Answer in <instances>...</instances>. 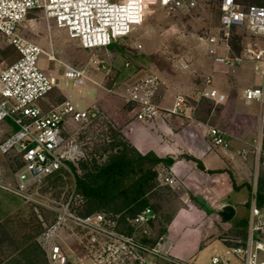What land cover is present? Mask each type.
I'll return each mask as SVG.
<instances>
[{"label":"rangeland","instance_id":"1","mask_svg":"<svg viewBox=\"0 0 264 264\" xmlns=\"http://www.w3.org/2000/svg\"><path fill=\"white\" fill-rule=\"evenodd\" d=\"M239 2L243 6L264 4V0ZM221 17L220 0H206L191 10H169L153 1L144 22L129 36L112 46L92 49L83 47L79 39L70 37L66 29L60 28L41 11L31 12L20 29L26 38L45 50L46 53L40 56L41 65L59 79L55 88L40 101L44 109L62 102L70 97V93L82 103L84 95L92 90L91 97H102L104 104L96 103L101 111L108 115L104 107L113 108L119 103L128 120V117L134 115V111L132 103L122 95L124 88L145 74L158 73L164 82L156 97L158 104L162 98L161 91L169 88L172 95H183L193 110L208 117L214 125L212 128H218L225 137L226 130L232 132V141L226 138L229 143L227 148L234 153V163L228 165V171L242 189H235L227 198L212 200L231 201L236 205V214L231 220H225L221 214L222 209L216 211L214 208H195L203 209L207 214L205 216L197 211L194 217L196 227L206 234L203 242L208 243L202 248L197 264L201 263V259H209L215 249L240 239L234 223L248 213L247 202H250L253 190L258 191L261 185L264 187V105L242 100L247 87L259 85L264 79V64L251 59L247 54L249 45L257 48L263 46L264 38H257L247 26H234L228 31L224 30ZM213 35L219 40L220 55L240 57L242 61L233 65L215 62L208 52V38ZM49 54L54 55L55 59L50 60ZM18 57L19 53L14 46L7 40L0 39V68L11 64ZM184 62L188 67L181 66ZM64 63L85 69L86 83L80 91L72 82L65 85ZM208 77L211 82L207 81ZM208 85H214L226 94L225 101L216 103L203 95ZM89 104L87 102L82 105ZM10 132L7 125L0 126V141ZM115 132L127 139L120 125L116 124L115 128L106 131L101 122L90 124L83 134L88 152L87 159L83 161H105L113 152L110 142L114 140ZM243 150H247V154L244 155ZM80 163L78 171L82 172ZM20 165L18 151H0V184L13 188ZM75 182L74 172L62 173L60 177L48 179L38 192L34 190L30 201H25L0 186V202L11 206L0 208V264H46L47 252L39 238L45 227L54 222L60 213L61 203L72 196ZM185 193V187H172L161 178L157 187L150 192V204L156 213L150 224V238L153 241V244L149 242L151 246H158L167 225L176 216L179 207L188 201ZM85 209L84 201L74 195L72 210L82 215ZM99 212L107 213L108 216L116 214L114 210L107 209ZM120 215L122 213L117 216ZM120 228L127 231V221L120 220ZM82 234L79 229L72 230L70 226H66L61 232L68 254L72 259L80 256L81 260L76 261V264H109L100 263L97 258L88 256L80 242ZM202 239L201 236H195L193 230L182 241L188 242L189 247L200 248ZM138 255L145 260L129 255L122 262L116 260L110 264H176L172 257L161 252H137Z\"/></svg>","mask_w":264,"mask_h":264},{"label":"built area","instance_id":"2","mask_svg":"<svg viewBox=\"0 0 264 264\" xmlns=\"http://www.w3.org/2000/svg\"><path fill=\"white\" fill-rule=\"evenodd\" d=\"M153 1L169 10H191L206 0H0V39L7 40L19 53L14 62L0 68V126L7 125L11 129L10 134L0 141V151L16 150L21 157L15 186H0L30 201L34 190L38 192L51 175L73 172L71 164L78 166L87 159V142L83 134L90 124L101 122L106 131L117 124L96 103L82 105L72 96L48 109L42 107L40 101L55 88L59 79L41 65L40 56L46 53L45 50L21 33V26L28 15L41 11L60 28L66 29L70 37L79 39L83 47L92 49L108 47L129 36L144 22ZM220 8L224 30L247 26L257 38H264V4L243 6L239 0H220ZM208 42V52L215 62L233 65L242 61L240 57L220 55L217 36H210ZM247 54L264 64V44L258 48L249 45ZM49 59L54 60L55 56L49 54ZM64 66L65 85L72 82L80 91L86 83L85 69L70 63H64ZM181 66L186 68L188 64L184 62ZM207 81L211 82V78L208 77ZM163 83L160 74L149 73L124 88L122 95L132 103L137 120L151 122L164 114L156 101ZM204 95L216 103L226 99V94L216 88L206 90ZM243 96L246 101L264 105V79L259 85L247 87ZM184 101L185 98L179 96L176 107ZM167 110L176 112L175 108ZM210 135L216 145H229L218 128H212ZM242 153L247 154V150ZM159 177L166 184L175 182L174 176L166 172H160ZM257 193L253 190L250 199L245 238L215 249L202 264H264V206L258 205ZM74 195L81 197L76 190V182L72 196L61 203L60 213L39 238L49 264H75L61 238L66 226L83 232L80 242L86 253L100 263L122 262L129 255L144 261L145 258L137 256V252H158L156 246L142 239L150 236V224L156 217L152 207L127 217L126 221L132 228L127 232L120 228L118 216H108L104 212L81 215L73 211ZM173 260L176 264H194L190 260Z\"/></svg>","mask_w":264,"mask_h":264},{"label":"crops","instance_id":"3","mask_svg":"<svg viewBox=\"0 0 264 264\" xmlns=\"http://www.w3.org/2000/svg\"><path fill=\"white\" fill-rule=\"evenodd\" d=\"M212 88L218 89L214 85H208L205 91ZM91 92L92 90L84 95L85 99L81 104L103 103L101 96L91 97ZM161 93L162 98L159 105L163 108L164 114L151 122L137 120L134 115L128 117L127 120V114L119 103L113 108L112 106H109L110 109L108 106L104 108L109 117L122 127L123 134L140 152L153 151L159 157L167 159V164H160L158 169L162 173L166 172L174 176L175 182L170 184L172 187L183 186L186 188L184 196L188 197V201L179 207V211L167 225L166 232L158 241L159 245L156 248L157 253L161 252V254L174 259L190 260L197 264L200 254L203 252L202 248L206 247L208 243L203 242L206 234L196 227L194 221L197 211H200L202 215L206 213L203 209L196 210L195 208H214L217 211V209H223L225 205L231 204L236 209V205L231 201L212 200V198L218 197L227 198L230 193L235 191L232 177L228 171V165L234 163V153L227 148L228 146L213 143L209 130L214 125L208 117L199 115L192 106L186 103V100L176 107L179 96L184 97L183 95H172L169 88L164 89ZM70 94L68 96H72L76 101L79 100L73 93ZM242 100L250 104L256 103V101H246L244 96ZM174 108L176 112L167 110ZM225 138L232 141V132L226 130ZM187 155L201 160L205 169H201L197 162L187 158ZM169 160H172V163ZM241 189L242 187L239 186L238 190ZM0 208H11V206L0 202ZM193 230H195V236L203 238L200 248L189 247L188 242L182 241L183 237ZM79 257L75 256V259H72L70 255L75 264L76 261L81 260ZM206 261L201 259L200 264Z\"/></svg>","mask_w":264,"mask_h":264},{"label":"trees","instance_id":"4","mask_svg":"<svg viewBox=\"0 0 264 264\" xmlns=\"http://www.w3.org/2000/svg\"><path fill=\"white\" fill-rule=\"evenodd\" d=\"M112 43L110 46L114 45ZM113 149L107 159L103 162H81L78 166L71 164L75 174L76 190L80 194V199L84 201L86 209L82 215H89L103 209L114 210L118 220L126 221L127 217H133L150 204V192L159 184L160 171L158 166L162 163L167 164V159L159 157L155 152H140L129 140L121 133L115 132L114 140L110 142ZM197 162L201 169H205L201 160L192 155L186 156ZM62 173L57 172L48 179L60 177ZM232 181L235 189L236 184L233 176ZM258 205L264 206V187L261 185L257 193ZM250 202H247L249 208ZM153 208V207H152ZM124 211V212H122ZM155 211V210H154ZM248 225V213L235 221L234 226L240 238H245ZM129 226L127 232H131ZM143 241L153 244L150 236L142 237ZM155 244V242H154ZM46 264L49 261L46 260Z\"/></svg>","mask_w":264,"mask_h":264},{"label":"water","instance_id":"5","mask_svg":"<svg viewBox=\"0 0 264 264\" xmlns=\"http://www.w3.org/2000/svg\"><path fill=\"white\" fill-rule=\"evenodd\" d=\"M169 161L172 163V160ZM221 214L225 220H231L236 214V209L233 205L227 204L223 207Z\"/></svg>","mask_w":264,"mask_h":264}]
</instances>
